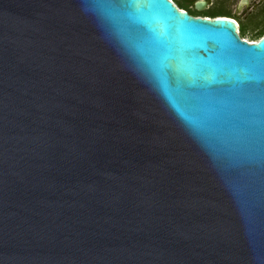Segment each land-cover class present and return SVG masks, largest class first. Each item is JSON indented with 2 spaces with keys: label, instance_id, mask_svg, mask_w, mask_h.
Here are the masks:
<instances>
[{
  "label": "water",
  "instance_id": "water-1",
  "mask_svg": "<svg viewBox=\"0 0 264 264\" xmlns=\"http://www.w3.org/2000/svg\"><path fill=\"white\" fill-rule=\"evenodd\" d=\"M0 264H264V36L0 0Z\"/></svg>",
  "mask_w": 264,
  "mask_h": 264
},
{
  "label": "flooded vegetation",
  "instance_id": "flooded-vegetation-1",
  "mask_svg": "<svg viewBox=\"0 0 264 264\" xmlns=\"http://www.w3.org/2000/svg\"><path fill=\"white\" fill-rule=\"evenodd\" d=\"M194 18L224 17L236 23V34L248 43L264 36V0H168Z\"/></svg>",
  "mask_w": 264,
  "mask_h": 264
}]
</instances>
